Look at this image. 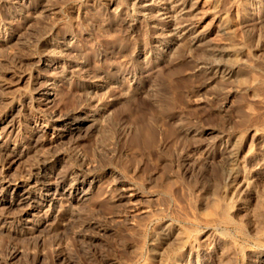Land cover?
Segmentation results:
<instances>
[{"label": "rangeland", "instance_id": "374dc122", "mask_svg": "<svg viewBox=\"0 0 264 264\" xmlns=\"http://www.w3.org/2000/svg\"><path fill=\"white\" fill-rule=\"evenodd\" d=\"M236 2L0 0V119L10 101L22 104L0 123V147L24 151L30 140L25 95H44L37 125L84 118L79 133L52 137L10 169L17 178L46 159L47 178L60 174L63 187L17 230L2 219L19 210L0 205V264H159L183 254L172 226L190 241L208 236L209 248L226 230L234 264L248 249L264 253L254 235L264 204L246 193L237 230L208 223L227 192L225 147L264 133V16L230 34L216 28L220 17L238 23ZM30 71L34 80L20 78ZM80 181L87 189L76 192Z\"/></svg>", "mask_w": 264, "mask_h": 264}, {"label": "bare ground", "instance_id": "6f19581e", "mask_svg": "<svg viewBox=\"0 0 264 264\" xmlns=\"http://www.w3.org/2000/svg\"><path fill=\"white\" fill-rule=\"evenodd\" d=\"M236 11L238 23L235 26L232 25L230 21H228L224 17H220L217 22L216 28H221V30L224 31L225 34H230L235 30V27L237 25L243 24L245 26H249L254 20H262V16H264L262 14L264 12V0H237ZM20 78L34 80V74L30 71L27 74H22ZM0 82L4 81L0 80ZM204 88L206 89V87ZM205 89H203L202 86L198 90H196L197 92H202V90ZM42 96L44 95H42L39 91L32 97L25 95L21 98L24 102L28 101V105L26 107L27 113L22 120L24 126L30 127L31 124H35L36 126L32 131L31 129H28L29 131H31L28 132L30 133V140L28 143H26L25 150L23 151L10 147H0V154L3 158L0 162V205L6 203L7 209L13 208L12 210H19V213L17 215L11 214V217H5L4 219H2V221H5L4 223H7L8 225L14 227L13 230H17V228L21 227V225H32L34 223H32V219L37 217L35 216V214L39 212L38 210L42 211V208L46 207V209H50L51 207H53V202L55 201L53 195L61 190V188L63 187V183L62 176L60 174L56 175L54 181H50L47 178L45 173L46 159L38 158L41 165L39 163L35 164L34 166L25 170L24 173L17 178L10 177V169L20 159H22L25 155L29 154V152L33 151L34 149L42 147L43 145L51 144L54 140H58L62 136L65 137V135H72L75 132L79 133L82 129V121L84 120L83 118L79 121L74 114H66L64 116H60L59 120L50 125H37L39 124L38 122H40V119L42 120V118H40L39 114H37L33 109L41 106L40 102L42 101ZM9 104L10 107L7 111L8 113L1 117L0 123L5 122V120L8 118L7 116L13 113L18 107L22 105L14 101H10ZM39 109L43 111L41 108H38L37 110ZM262 132L257 130H254L253 133L251 132L252 134L249 137L250 142L248 144H244V142L242 144L241 142H239L241 139L239 137H236L234 138L232 143L228 144L225 147V154L223 153L224 155H222L223 157H221L222 160L220 159V162L224 163L225 167L229 171L228 186H226L227 192L225 191V197L223 196L224 198L220 199L222 201L218 203L219 210L217 209L218 212L216 216H212V218H215L213 220H209V224L214 226L216 225L217 227L222 228L234 226L233 228L236 227L235 230H237L236 225L238 223L235 224L236 220H234L233 217L236 216V214L242 212H245L247 215L250 214H248V212L250 211V207H246L244 204L245 201L243 202L244 199L242 196L244 193L249 196L255 206L257 205V203L264 204V133ZM49 134L51 136L50 138L47 137ZM52 137H54L55 139L53 140ZM198 143L200 142L198 141ZM194 146L195 147L191 149L193 152L195 150H198L202 145L198 144ZM190 160L191 158H185V160L182 161L185 162L184 164L182 163L183 166L190 163ZM258 176L259 178H257ZM86 185V181L77 182L75 191L81 192L84 189H87ZM124 190L125 189H122L121 192ZM119 195H124V193H119ZM6 196L8 199L5 201ZM20 205H25L26 208L22 209V206ZM254 205L252 208H254ZM145 214H148L147 211H145ZM36 215H38V213ZM232 220H234V222ZM261 226L257 229L258 232H254L256 238L264 237V224ZM167 232L169 233V240L176 245L175 249H180L183 254L171 255L164 260L165 262L161 258H158L159 264H195L196 261H194L193 258H195V260H198L196 259L197 257H204V255H209L210 257V261L207 262L206 260V264H234L233 258L235 257L234 255L237 254L238 249L233 242L231 234L226 230H224V232L222 231V233L220 234L218 233L213 236L214 242L212 241L213 244H211L212 246L210 245L211 248L207 246V242L209 241L206 237L208 236L201 237L199 240L190 241V237L177 226H172ZM213 237L211 238L213 239ZM242 249L244 250L245 248ZM252 251H249V249L247 250L245 264H264V253H259L260 255H257Z\"/></svg>", "mask_w": 264, "mask_h": 264}]
</instances>
